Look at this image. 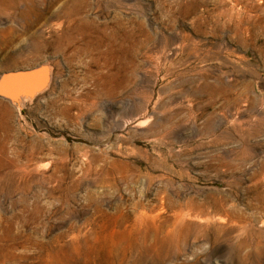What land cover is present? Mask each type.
Returning <instances> with one entry per match:
<instances>
[{"label": "rangeland", "instance_id": "1", "mask_svg": "<svg viewBox=\"0 0 264 264\" xmlns=\"http://www.w3.org/2000/svg\"><path fill=\"white\" fill-rule=\"evenodd\" d=\"M237 1L0 0V82L40 75L0 91V264H264V0Z\"/></svg>", "mask_w": 264, "mask_h": 264}, {"label": "bare ground", "instance_id": "2", "mask_svg": "<svg viewBox=\"0 0 264 264\" xmlns=\"http://www.w3.org/2000/svg\"><path fill=\"white\" fill-rule=\"evenodd\" d=\"M234 4H232V8L235 9L236 4H239L237 0H233ZM246 8V7H245ZM246 10V9H245ZM56 24V23H55ZM58 25V23H57ZM55 25V27L57 26ZM118 36V34L116 32H112V34L108 37L109 42L115 37ZM55 42L56 45H60L61 42V37H56L55 38ZM109 42L107 45H109ZM56 47V46H55ZM59 49V48H58ZM98 49V48H96ZM57 50V49H56ZM101 55V51L98 50ZM56 52V51H55ZM112 52L113 50H111L110 48L107 51V55L108 57H112ZM114 59V58H113ZM113 78V76H112ZM39 88V87H38ZM42 88H40L41 90ZM19 92H22L23 94H25L26 98L30 97L32 95H34V93H36L37 89L34 90L33 92H29V91H25L23 89H19ZM39 91V90H38ZM24 96V95H23ZM41 149V145L37 142H31L28 143V147H27V159L29 161L33 160L35 153H37L39 150ZM21 154V153H19ZM14 159H11L8 155V149H7V143L5 141H0V180H3L4 178H6L8 176V174L11 173V170H13V168L15 167L14 164Z\"/></svg>", "mask_w": 264, "mask_h": 264}, {"label": "water", "instance_id": "3", "mask_svg": "<svg viewBox=\"0 0 264 264\" xmlns=\"http://www.w3.org/2000/svg\"><path fill=\"white\" fill-rule=\"evenodd\" d=\"M40 81V75L38 73H21V74H10L3 77L0 82V91L6 85L13 84L16 86H24L26 88H32Z\"/></svg>", "mask_w": 264, "mask_h": 264}]
</instances>
